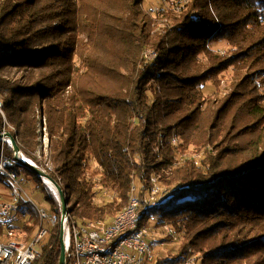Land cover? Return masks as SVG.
Returning a JSON list of instances; mask_svg holds the SVG:
<instances>
[{
	"label": "trees",
	"instance_id": "1",
	"mask_svg": "<svg viewBox=\"0 0 264 264\" xmlns=\"http://www.w3.org/2000/svg\"><path fill=\"white\" fill-rule=\"evenodd\" d=\"M143 3L0 0V98L20 151L42 165L44 116L46 172L60 183L66 176L72 220L113 218L132 180L141 199L156 185L158 203L139 225L162 233L168 225L179 249L152 264L192 254L197 264H264V0L161 8L170 21L163 28ZM228 70L221 95L218 77ZM4 152L13 157L10 145ZM19 165L60 215L42 177ZM29 211L27 230L36 219ZM42 246L35 264H58V233Z\"/></svg>",
	"mask_w": 264,
	"mask_h": 264
},
{
	"label": "built area",
	"instance_id": "2",
	"mask_svg": "<svg viewBox=\"0 0 264 264\" xmlns=\"http://www.w3.org/2000/svg\"><path fill=\"white\" fill-rule=\"evenodd\" d=\"M170 5L179 6L175 0ZM144 54L146 57L156 55L151 50H146ZM0 116V196L7 197V200H0V264H35L42 254L43 246L40 242L46 236L59 233L60 215L54 209L47 212L38 207L30 196L23 200L21 192L10 190L13 185L18 184L19 175L13 167L17 161L4 152V145L11 144L5 133L8 131L15 138L16 130L6 118L1 98ZM39 129L44 157L39 151L37 157L43 158L42 165L38 166L21 151L20 157L46 172V169L51 168V163L47 159L48 134L44 116L39 118ZM43 180L58 200L55 187L46 178ZM152 181H155L154 178ZM57 182L61 186L60 181ZM158 191L159 188L153 185L151 189L145 190L141 199L138 187L132 180L125 205L109 223L103 219L72 220L68 212L63 221L67 264H152L154 249L149 238L152 239L153 227L150 224L139 225L138 219L148 208L158 203ZM29 207L34 209L36 219L27 230L26 224L30 221ZM163 233L172 235L173 240H179V236L172 233L168 225H164ZM196 257L197 254L188 255L183 264H197Z\"/></svg>",
	"mask_w": 264,
	"mask_h": 264
},
{
	"label": "rangeland",
	"instance_id": "3",
	"mask_svg": "<svg viewBox=\"0 0 264 264\" xmlns=\"http://www.w3.org/2000/svg\"><path fill=\"white\" fill-rule=\"evenodd\" d=\"M172 0H144L143 6L146 9H153L157 12V16H156V22L158 23L159 28H163L166 25H168V23H170L169 19L167 16L163 15L161 8L165 9L166 11L169 12H173L175 14L177 13H181L187 6V4L191 1V0H175L178 1L179 6H175V5H170ZM155 13H153L154 16ZM215 49L221 50V51H226V49L228 48V46H226V44L224 43H219L214 45ZM0 60H1V55H0ZM220 80V85L218 86V90L222 92L221 95H225L226 94V90H227V86L230 83V79H231V71L228 70L226 72H223L222 74H220V76L218 77ZM216 90V86L212 83V82H208L205 86V94L206 95H212L214 93V91ZM195 154H192V156H194ZM13 167L16 169H21L20 165L17 162H14ZM62 187L65 188L66 186V176L62 177ZM43 179V178H42ZM18 184L13 185L10 190L12 192H21V197L24 200L26 198V196H30L31 199L34 201V203L44 209L47 212H51L52 207L49 205V201L46 199V190L42 187V186H38L37 185V181H36V177L33 174L30 173H25L22 172L18 179H17ZM136 187H139L138 183L134 180ZM2 186H0L1 188ZM25 192V193H24ZM54 193V192H53ZM161 194V191H159L156 196L157 198L159 197V195ZM109 197V196H108ZM161 197V196H160ZM106 198V196L104 195V193L99 192L97 195V202H102L104 201V199ZM0 200H7V197L5 196H0ZM69 205V204H68ZM111 218L108 219H103L105 220L106 223H109L111 221ZM92 220H97V219H92ZM152 227H153V235H152V239L154 242L151 241V239L149 238V240L152 242L153 244V256L155 257H168L170 255L174 256L177 254L178 249H179V240H173L170 242H156L157 239H160L161 236H163V233L159 230L154 228L153 223H149ZM49 239V236H46L41 242L40 244L46 243ZM180 264H183L180 263Z\"/></svg>",
	"mask_w": 264,
	"mask_h": 264
},
{
	"label": "water",
	"instance_id": "4",
	"mask_svg": "<svg viewBox=\"0 0 264 264\" xmlns=\"http://www.w3.org/2000/svg\"><path fill=\"white\" fill-rule=\"evenodd\" d=\"M6 136L9 137L10 139V146L12 147L13 150V159L19 164L27 167L31 171H33L35 174H37L40 177L46 178L56 189L57 194H58V201L60 205V223H59V243H60V257H59V263L58 264H67L66 260V253H65V243H64V229H63V221L66 217V214L68 213L67 209V198L65 196L63 188L60 186V184L54 180L47 172L43 171L36 165L22 159L20 157V148L15 140V138L12 136L10 132L5 133ZM1 136V134H0Z\"/></svg>",
	"mask_w": 264,
	"mask_h": 264
}]
</instances>
